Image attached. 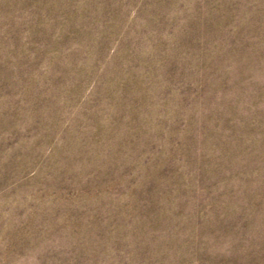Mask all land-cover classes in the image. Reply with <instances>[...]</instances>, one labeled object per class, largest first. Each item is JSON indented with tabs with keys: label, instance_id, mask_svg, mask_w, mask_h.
Here are the masks:
<instances>
[{
	"label": "rangeland",
	"instance_id": "obj_1",
	"mask_svg": "<svg viewBox=\"0 0 264 264\" xmlns=\"http://www.w3.org/2000/svg\"><path fill=\"white\" fill-rule=\"evenodd\" d=\"M0 264H264V0H0Z\"/></svg>",
	"mask_w": 264,
	"mask_h": 264
}]
</instances>
